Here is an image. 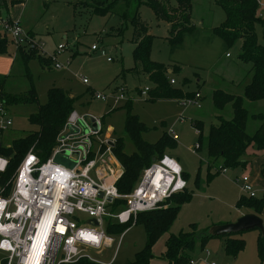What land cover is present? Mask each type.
<instances>
[{"label": "rangeland", "instance_id": "1", "mask_svg": "<svg viewBox=\"0 0 264 264\" xmlns=\"http://www.w3.org/2000/svg\"><path fill=\"white\" fill-rule=\"evenodd\" d=\"M90 3L92 0H38V4L32 6L31 11L37 13L38 22L36 36L30 37L33 42L42 43L43 48L33 50L28 45L23 49L25 52L35 51L46 59L51 58L52 66H42L38 60H32L25 65L12 45L9 46L7 55L0 56V77H7L6 97L17 98L34 88L39 101L37 104H6L13 126L1 132L0 125V144L9 147L15 138L38 131V126L30 124V116L36 114L39 107L47 103L48 91L51 88H60L75 98L74 110L80 115L104 119L105 128L113 127L114 133L111 138L123 141L126 155L136 153L132 140L125 133L128 114L138 116L148 128L149 131L142 134V139L148 144L157 143L174 127L179 140L175 148L166 151V155L175 157L183 171L188 174V189L192 200L182 207L168 235L176 236L181 232L194 231L191 225L198 227L195 230L198 234L215 226L236 222L241 218L232 221L238 216L237 202L241 196H246L242 191V184L237 180L249 176L254 190L250 172L242 168H228L227 174L217 175L223 167L221 161L209 160L205 147L199 151L194 150L199 140V135H196L193 127L196 121L204 122L206 138L210 126L219 124L220 117L227 121L232 120V107L217 110L213 104V93L221 90L228 94L243 96L244 87L250 82L247 73L251 66L238 61L239 47L228 51L225 43L208 29L210 24L219 26L225 20L224 11L212 1L213 14L208 18L206 11L198 6L194 20L196 31L186 35L182 45L172 47L166 39L168 27L163 23L159 24L152 10L146 5L139 10L142 22L149 26L150 34L155 37L151 60L171 70L169 78L177 81L175 88L182 90L185 97L192 99L195 93L201 95L200 107L184 108L176 101L155 103L147 101L148 93L145 95L141 93L147 89L152 90L155 86L141 66L134 70L136 65L133 58L135 44L132 25L128 23L124 26V31H120L123 23L118 16H92L90 8L85 6ZM202 18L205 27H202ZM2 32L4 31L0 26V33ZM257 33L259 43L264 45V28L258 27ZM60 45H65L66 50L58 53ZM93 46H98L99 51L93 53L91 50ZM108 58H112L113 61L108 62ZM57 62L66 67L55 68ZM175 67L181 70L176 72ZM82 78L88 80L87 85L82 83ZM233 81L234 85L231 83ZM122 89L128 101L116 102L112 96L119 95ZM96 94L106 95L109 100L107 102L97 100L94 97ZM245 108L250 115L264 114V101L251 103L245 100ZM180 117H183L182 122H178ZM259 125L258 122L250 121L247 133L253 135ZM105 136L103 134L95 138V142L100 144ZM262 156L264 153L251 147L245 157L255 161ZM105 158L108 159L109 155ZM58 162L72 166L65 159H59ZM210 166V175L214 178L208 183ZM122 169L124 171L123 167ZM197 178L200 182L199 188L195 184ZM242 213L250 214L244 208ZM122 227L126 232L122 237L113 235L115 244L112 249L105 250L101 255L95 251H90L89 254L106 264L111 262L113 256L114 264H133L136 255L147 244V233L142 225L134 224L128 229ZM250 232L239 235L248 239ZM168 235L162 236L155 244L153 248L155 259L151 264H167L162 258L166 253ZM119 242L121 244L117 249ZM218 245V242L210 245L209 241L205 252H202V258L207 259L209 252L212 256L210 262L220 264L216 258ZM3 257L4 255L0 253V260ZM228 259L233 264L234 260L230 257Z\"/></svg>", "mask_w": 264, "mask_h": 264}, {"label": "trees", "instance_id": "2", "mask_svg": "<svg viewBox=\"0 0 264 264\" xmlns=\"http://www.w3.org/2000/svg\"><path fill=\"white\" fill-rule=\"evenodd\" d=\"M214 4L225 13L224 22L211 29L213 34L220 38L228 51L239 47L238 61L251 66L248 77L249 84L244 87L243 96L228 94L217 90L212 99L217 110H224L227 106L232 107V120L219 118V124L210 126L208 135L204 138V124L196 121L193 126L199 132V150L206 149L207 158L213 162L222 161L223 168L245 169L249 164L246 160L248 150L253 147L258 152L264 153V114L250 115L245 108V100L256 103L264 101V45L259 43L258 27L264 28V19L258 17L260 0H214ZM24 0H13L11 6L23 4ZM146 5L149 7L156 21L169 26L166 37L170 46H180L186 35L196 31L193 19V0H92L86 4L92 16L109 17L118 16L122 21L120 31L130 23L133 27V43L135 49L133 58L135 69L141 66L149 80L154 84V89L149 90V102H179L185 99L182 90L170 84L168 69L165 65L151 60L152 46L155 37L150 34V28L142 22L139 10ZM7 10L6 5L0 7L2 12ZM32 37V33H29ZM108 34H106L107 36ZM12 44V43H11ZM10 41L0 39V56L8 54ZM34 50V49H33ZM25 65L32 60H38L42 66H52V59L39 56L35 51L25 52L23 48L17 50ZM179 72V68L175 70ZM7 77H0V102L10 105L38 103V94L31 88L25 94L17 98H8L5 94ZM75 98L70 93L60 88H51L48 91L47 103L39 107L36 114H32L29 122L38 126L39 130L23 134L15 138L9 147L0 144V155L9 160L6 172L0 173V191L7 195L15 173L30 150H33L42 162L47 161L53 152L56 140L63 130L71 113L75 110ZM258 122L259 128L253 134L247 133L249 122ZM148 128L136 115L128 114L125 123V133L132 140L136 153L129 156L124 153V144L121 139L116 140L114 154L118 162L124 168V174L117 183L118 192L128 195L135 187L141 172L154 160L162 158L168 149L176 147V141L165 133L157 143L148 144L142 139V134L148 132ZM256 154V152H255ZM209 167L208 183L214 176L210 175ZM221 174L218 171L217 175ZM184 178L189 180L187 174ZM196 186L200 187L199 178ZM192 196L188 191L184 194L174 195L168 199L160 209L143 212L138 215L136 225L144 226L147 233L145 248L136 255L133 264H150L155 259L153 248L158 240L169 233L173 223L177 220L182 207L191 202ZM124 206V201H117L114 208ZM237 208L248 209L258 217L264 210V197L241 196L237 202ZM127 229L132 226H125ZM122 226H108L109 235H120L124 232ZM191 232H181L179 235H171L166 242L164 259L168 264H189L193 255L204 252L209 241L213 239H225V253L227 256L236 258L245 250L246 243L238 235L213 238L208 230L202 233L195 232L196 225H191ZM258 256L260 263H264V235L258 239ZM73 264H95L87 259H82ZM114 264V263H113Z\"/></svg>", "mask_w": 264, "mask_h": 264}, {"label": "built area", "instance_id": "3", "mask_svg": "<svg viewBox=\"0 0 264 264\" xmlns=\"http://www.w3.org/2000/svg\"><path fill=\"white\" fill-rule=\"evenodd\" d=\"M0 26L16 51L28 45L32 49L43 48L42 43L32 41L19 22L1 17ZM64 50L65 45L58 47V53ZM91 50L98 52L99 47L93 46ZM112 61L108 58V62ZM64 67L59 62L55 64L57 69ZM81 81L88 84L84 78ZM170 84L176 86L177 81L171 79ZM146 93L148 89L141 94ZM94 97L103 102L109 100L103 94ZM112 98L116 102L128 101L123 89ZM200 102V93H195L192 99L178 103L188 108L200 107ZM182 121L180 117L178 122ZM0 125L1 132L13 126L4 102H0ZM194 130L199 135L195 127ZM113 133L111 127H104L103 119L74 111L47 161L42 162L33 150L27 153L15 173L10 192L5 195L4 190L0 191V253L4 255L0 264H73L82 259L106 264L89 252L101 255L114 247L115 239L107 233L108 226H132L139 214L160 209L172 196L188 190L183 168L174 157L165 154L143 169L130 194L121 195L117 183L124 171L114 154ZM167 133L174 141L179 140L174 127ZM103 134L105 139L100 144L95 142ZM194 150L199 151V144ZM59 159L72 166L59 163ZM8 165L9 160L0 155V173L6 172ZM219 171L228 172L223 167ZM237 182L242 184L247 197H256L249 176ZM117 201H124V206L114 208ZM114 261L113 256L107 264ZM196 263L192 260L189 264Z\"/></svg>", "mask_w": 264, "mask_h": 264}, {"label": "crops", "instance_id": "4", "mask_svg": "<svg viewBox=\"0 0 264 264\" xmlns=\"http://www.w3.org/2000/svg\"><path fill=\"white\" fill-rule=\"evenodd\" d=\"M12 1L13 0H0V7H3L4 5H6V7H7V10H4L2 12V14H3L2 17H7L11 21L19 22L27 32L32 33L34 36H36V29H37L36 23L38 22L37 21L38 16H37V13H34L33 11H31V9H32V6H35V3H36V5L38 4V0H24L23 4H18L15 6H11ZM212 1H214V0H193V19L195 20V15H196L195 13H196L198 6L202 7L206 11L207 17L209 18L211 16V14H213V13H211L212 12V9H211ZM258 17H260L262 19L264 17V0H260V9L258 11ZM203 19L204 18H202V21H203L202 27L204 26V23H205ZM223 22H224V20L219 24V26ZM166 26L168 27V30H169V26L168 25H166ZM214 27H217V26H213V24H210L208 29L211 31V29H213ZM0 39H7L5 37V35L3 34V32L0 33ZM10 45H12L11 42H10ZM8 53H9V50H8ZM177 68H179V67H175L174 70H176ZM174 70L172 72H174ZM168 73L169 74L171 73L170 69L168 70ZM231 83H233V85L235 84L234 81ZM103 121H104V119H103ZM202 123L204 124V122H202ZM109 127H111V126H109ZM196 135H197V133H196ZM246 160H247V162H249V164L243 170L250 172L249 175L251 176V183L254 186V193H255L256 197H259V198L264 197V156L257 158V160H255V161L249 160L248 157H246ZM221 163H222V161H221ZM187 182H188V180H187ZM187 191L189 192V189ZM248 211L250 214H253L250 210H248ZM237 215L238 216L237 217L235 216V218H234L235 220H232V221H236V219H238L239 217H242L244 215L242 213V209L237 211ZM261 218L264 221V210L262 212ZM200 233H202V232H200ZM250 234L251 235L248 237V239L243 238L242 236H239V238L243 239L247 245L245 247L246 248L245 251L240 253L236 258H232L231 256L226 255L225 246H224L225 241H226L225 239L219 238V240L218 239L211 240L210 245H212L213 242H218V244H219L218 248H217L216 258L220 261V264H232L231 260L228 259L229 257L234 260L233 264H262V263H260L259 256H258V250H257L258 239H259L261 233L259 231H251ZM169 237H170V235H168L167 240L169 239ZM220 239H221V241H220ZM206 248H207V246H206ZM165 252H166V250H165ZM207 256H208L207 259L202 258V252L198 251L193 255V260H195L197 262L196 264H212L213 262H210V259L212 256L209 252H207ZM162 259L165 260L164 257ZM152 261L150 262V264L152 263ZM167 264H168V262H167Z\"/></svg>", "mask_w": 264, "mask_h": 264}, {"label": "water", "instance_id": "5", "mask_svg": "<svg viewBox=\"0 0 264 264\" xmlns=\"http://www.w3.org/2000/svg\"><path fill=\"white\" fill-rule=\"evenodd\" d=\"M95 128L97 129L96 125ZM92 223L97 225L95 221H92ZM250 231H259L262 235H264V221L261 217H258L255 214H247L232 224L215 226L211 228L208 231V234L213 238H219L224 236L238 235Z\"/></svg>", "mask_w": 264, "mask_h": 264}, {"label": "snow or ice", "instance_id": "6", "mask_svg": "<svg viewBox=\"0 0 264 264\" xmlns=\"http://www.w3.org/2000/svg\"><path fill=\"white\" fill-rule=\"evenodd\" d=\"M0 206H2V203H0ZM58 231H63V229H58Z\"/></svg>", "mask_w": 264, "mask_h": 264}, {"label": "clouds", "instance_id": "7", "mask_svg": "<svg viewBox=\"0 0 264 264\" xmlns=\"http://www.w3.org/2000/svg\"><path fill=\"white\" fill-rule=\"evenodd\" d=\"M179 186V185H178Z\"/></svg>", "mask_w": 264, "mask_h": 264}]
</instances>
